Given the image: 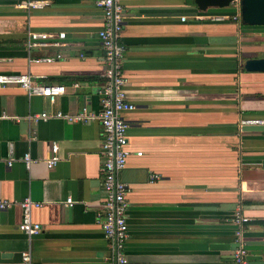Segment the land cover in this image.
Here are the masks:
<instances>
[{
  "label": "crops",
  "instance_id": "0c3cea01",
  "mask_svg": "<svg viewBox=\"0 0 264 264\" xmlns=\"http://www.w3.org/2000/svg\"><path fill=\"white\" fill-rule=\"evenodd\" d=\"M49 1L27 12L19 0H0V73L65 86L53 102L18 86L0 89V114L9 116L0 120V201L9 203L0 209V264H22L28 248L32 264H108L110 241L98 223L99 122L27 119L31 111L100 110L103 17L95 0ZM121 2L123 70L135 106L123 114L130 155L118 173L129 186L128 264H234L238 230L246 264H264V132L239 128L241 118L264 119V72L243 68L245 58L264 57V25L234 20L233 6ZM27 30L65 37L28 50ZM57 53L54 62L30 60ZM51 142L59 158L49 169ZM26 152L35 159L29 168ZM26 198L40 204L30 217L41 230L30 238L18 229ZM235 214L248 220L238 226Z\"/></svg>",
  "mask_w": 264,
  "mask_h": 264
},
{
  "label": "built area",
  "instance_id": "2783aa9c",
  "mask_svg": "<svg viewBox=\"0 0 264 264\" xmlns=\"http://www.w3.org/2000/svg\"><path fill=\"white\" fill-rule=\"evenodd\" d=\"M49 0H19L16 7L27 12L36 9H44L49 5ZM240 0H232L230 6L236 8L238 14L233 16L234 20L240 21L239 12ZM95 6L102 13V23L98 30V37L101 41L104 57V68L101 71L102 83L98 89L100 95V110L94 111L83 106L80 111L69 114L60 110L55 112L31 111L27 115L29 121L37 122L39 120H49L51 118H62L70 122L86 123L98 121L101 128V153L102 164L101 171L103 175L102 186L104 200L102 203L103 211L98 215V223L105 235L110 241L111 259L108 264H128L125 254V244L129 238L128 224L126 221V212L129 202L126 195L129 186L118 176L127 162L130 155L128 148L127 129L128 124L123 114L135 108L134 104L127 97L128 76L123 70V60L126 53L125 45L120 41L121 32L124 26L125 9L121 0H95ZM182 19H185L183 16ZM65 32H37L27 30L26 47L28 50L38 46H59L61 43L57 39H63ZM61 54L39 56L31 58L35 62H54L61 59ZM31 74L25 73H0V89L11 86L22 88L28 96L38 95L48 98L51 102L57 96L65 92V86L61 84H49L32 81ZM9 117L7 114H0V120ZM264 124L262 118H241L239 119V128L244 125ZM50 151L45 160L46 167L51 169L58 160V146L56 142L48 144ZM141 155V152H136ZM23 161L26 168L35 161L28 152L23 155ZM12 158L7 164L10 166ZM151 174L150 178H157ZM9 203L6 200L0 201V209L6 208ZM22 209V218L18 224V229L29 238L40 232L41 226L38 222H33L30 217L31 209L39 206V203L33 202L30 198L22 200L20 203ZM65 204L72 206L73 200L66 198ZM234 222L241 226L248 220L241 214L233 216ZM237 246L234 249V264H246L247 248L245 241L241 238V230L236 232ZM22 264H32L30 248L20 253Z\"/></svg>",
  "mask_w": 264,
  "mask_h": 264
},
{
  "label": "water",
  "instance_id": "95a60500",
  "mask_svg": "<svg viewBox=\"0 0 264 264\" xmlns=\"http://www.w3.org/2000/svg\"><path fill=\"white\" fill-rule=\"evenodd\" d=\"M196 7L205 11L207 8L229 7L232 0H193ZM240 21L244 25H264V0H240ZM243 68L249 72H264V57H248L243 61ZM243 131L258 130L264 132L263 125H244Z\"/></svg>",
  "mask_w": 264,
  "mask_h": 264
},
{
  "label": "rangeland",
  "instance_id": "374dc122",
  "mask_svg": "<svg viewBox=\"0 0 264 264\" xmlns=\"http://www.w3.org/2000/svg\"><path fill=\"white\" fill-rule=\"evenodd\" d=\"M240 43H241V42H240ZM244 43H245V41H242V44H244ZM240 57H241V53H240ZM242 57H246V56H243V55H242ZM243 61H244V60H243Z\"/></svg>",
  "mask_w": 264,
  "mask_h": 264
},
{
  "label": "trees",
  "instance_id": "16d2710c",
  "mask_svg": "<svg viewBox=\"0 0 264 264\" xmlns=\"http://www.w3.org/2000/svg\"><path fill=\"white\" fill-rule=\"evenodd\" d=\"M262 222H264V221H262Z\"/></svg>",
  "mask_w": 264,
  "mask_h": 264
}]
</instances>
